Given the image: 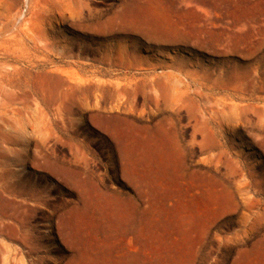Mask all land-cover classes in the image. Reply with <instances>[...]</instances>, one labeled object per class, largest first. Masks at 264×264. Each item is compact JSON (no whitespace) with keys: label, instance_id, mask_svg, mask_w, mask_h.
Listing matches in <instances>:
<instances>
[{"label":"rangeland","instance_id":"rangeland-1","mask_svg":"<svg viewBox=\"0 0 264 264\" xmlns=\"http://www.w3.org/2000/svg\"><path fill=\"white\" fill-rule=\"evenodd\" d=\"M57 1L0 0V244L6 247L0 264H124L120 248L130 256L127 264H264V229L244 220L264 216V0H73L83 6L77 18L62 13ZM127 6L141 13L137 25L147 36L101 33L115 14L125 22ZM31 59L37 70L29 73ZM12 69L25 74L14 78L16 85L8 82ZM177 73L187 82L171 88ZM69 79L72 103L56 102L55 90L66 89ZM144 79L167 85L165 112L133 90ZM85 80L101 81L102 88L85 89L79 85ZM31 88L46 100L4 94ZM118 117L125 133L154 126L171 133L182 152L161 161L165 192L183 194V210L158 206L142 216L146 204L104 133L121 128ZM191 184L202 204H191ZM89 190L120 200L107 212L128 216L131 230L150 221L142 225L149 239L135 243V254L78 219ZM213 192L230 198L216 213L207 205ZM243 195L253 209L240 208ZM182 215L187 228L176 223ZM188 228L199 240L182 234Z\"/></svg>","mask_w":264,"mask_h":264},{"label":"bare ground","instance_id":"bare-ground-1","mask_svg":"<svg viewBox=\"0 0 264 264\" xmlns=\"http://www.w3.org/2000/svg\"><path fill=\"white\" fill-rule=\"evenodd\" d=\"M72 1L73 0H62V1L58 0L57 2H62L61 12L64 13L68 10L69 12H71L70 17H72V18H75V17L77 18V17L82 16L83 15L82 14V12H83L82 7L83 6H80V4L78 2H72ZM184 1L185 2H207V0H184ZM76 4L79 6L78 12H75V9H74V5H76ZM128 8L129 7L127 6V10H128ZM124 9H126V8L124 7ZM133 9L134 8H132V10H128L125 15H122V16H125V19L120 15V17H122L125 22L120 21L118 23L119 18L115 14V16H113L111 19V25H110L111 27L109 29L103 28L100 30V32L103 34H110V33L114 34V33H121V32L127 31V32L136 33V34L141 35V36H144V35L147 36V34H143L144 31L142 30V28H140V26L137 25V24H139L138 21L140 20L141 13H136V11L135 10L133 11ZM83 18H84L85 22L90 21L88 19L89 16H85ZM15 19H17V17ZM15 19H13V20H15ZM20 20H23V18L20 17ZM90 23H92V22H90ZM30 39L33 40L32 37H30ZM168 41L170 43H177L178 42L177 40H174L172 38ZM28 62L31 63L30 66H27L30 69L29 70V73H30V71L35 69L36 66L34 65L35 61H32V59H31V61H28ZM36 70H37V68H36ZM21 75H25V74H23V71L18 72L15 69H12V71L10 72V79L8 80L9 84L10 85H16V81L14 80V78L20 77ZM68 81H69V83L66 86V89H64L62 91H59L58 89L55 90L56 94H55L54 98H55L56 102L61 101L62 103H69V102H70V104L72 103V100L70 98V93H71V91H73L72 84H71V83H73V80L69 79ZM186 82H187V76H185V75L183 76L182 74L177 73V74L170 77V83L169 84H170L171 88L174 86L180 88V87H183L184 83H186ZM79 83H80L79 85L83 86V88H85V89L93 88L95 91H99V89L102 88L101 81H95V83H91V81L85 80V81H79ZM166 88H167V85L164 83L159 84L158 82L152 81V79H149V80L144 79V80H141L139 82H136L133 90L138 91L142 95L144 104H147V102L154 103V105L158 109V111H160V113H162V112H165L166 109H168L164 95H163ZM162 89L164 90V92H162ZM255 92H256L255 85L252 83V81H249L248 82V94L253 95ZM4 94H6L7 97L12 98L13 100H20V99L26 97V95H31V96H36V97L39 96L43 99V101L46 100V97H45L46 93H44V91H42V90L37 91V89L33 90L32 88L30 89L29 92L22 91L19 93V92H14V91H6ZM109 102L111 103V101H109ZM105 103H107V102H105ZM86 105H88V104H86ZM248 110H253L256 112L257 108L248 106ZM262 111L264 112V106L262 107ZM60 113H58V114H60ZM154 117H152V118H154ZM249 117H248V119H249ZM255 120L257 121V119H254L253 121H255ZM151 122H152V120H150V123ZM203 124L205 126V123H203ZM256 125H257V123H256ZM259 125H261V124H259ZM154 127H151L148 130L147 129L139 130L138 134H136V135L122 132L119 127H116L113 130V134L121 141V144L124 146V148L127 150V152L129 151V153H128L129 158H131V157L134 158V161H133L134 164L131 166H128V169H127V175L129 176L128 183L135 189L136 195H137L138 199L141 201V203L146 204L145 208H144L145 211L144 212L141 211V212H143L142 216H145V217H149V215L152 213L153 209L158 207V206L164 207L165 205H168L171 209H178L179 208L181 210H183L186 206L184 204L185 198H184L183 194L176 197V196H174L173 193L165 192V190H166L165 185H167V184L164 182V178H165L164 176L167 174V171L164 169V167H163L164 165H161L162 164L161 161H163L167 158L168 159L171 158L172 155L177 151L176 150L177 142H175V140L171 139V133L169 131L162 130V129L161 130L156 129ZM257 128L259 129L260 127L257 126ZM190 186H191L190 190L192 193L190 195L191 204H193V203H196L197 205L202 204L200 194L198 193V186H196L194 184H191ZM238 187L235 186L233 188L236 189ZM244 188H246V187H244ZM236 190H238V189H236ZM110 193L112 195H114L116 192H114V194H113V192H110ZM97 194L93 195L90 190L87 191L85 194H82L83 210L81 209L82 211L79 214L78 219L80 221H86V222H89L90 224L95 225V228H94L95 236H103V239L107 240V241L117 240V241L126 243L128 246L126 248V250H128V252H130V253L135 254L137 251V250H135V246H137L135 243L142 238H148L149 239L148 235H149L150 230L144 229V227H142V225H149L150 221H147L145 224L141 223L139 228L136 227L137 229L131 230V220L128 216L126 218L122 217V218L117 219L114 215H112V214L110 215L107 212L108 209H114L115 208L114 205H116V204L120 205L121 201L116 200V199L114 200L111 198H103ZM246 196H247V194H246ZM246 196L243 195V197H245V198H243L241 196L242 199L239 201L240 208L242 207L243 209L251 210L254 208L255 202L253 200H251L250 198H246ZM229 201H230V198H228L227 196H222V195L219 196L216 192H213L210 194V198H209L207 205L209 206V208H211L212 213H216L217 210L222 209L223 208L222 206L226 205V203L228 204ZM2 202H3V199L0 197V203H2ZM69 219H70V221H69V223H70L71 218H69ZM193 220L195 221V219H193ZM244 220H245V224L246 225L249 224L252 227V229H254L255 227H257V228L260 227V229H264V216H262V215L261 216L255 215L254 219H251L250 217H248V218H245ZM106 223L113 225V226H117V227L114 229L100 228V226H102L103 224H106ZM176 223H180V224L184 225V228H187V225H189L188 218H186L185 215L184 216L182 215L178 221L176 220ZM146 232H147V234H146ZM35 234L33 236H31V235L30 236H31L32 242L34 243V250H37L40 240L37 237V235H35ZM182 234L184 236H186L187 238H192V240H199V238H200L199 235L192 236L191 228L183 230ZM5 248H4V244H0V261H2V262L4 260L3 258H4V251H5L4 249ZM124 250H125L124 248H120V249H117L116 251L117 252L121 251L123 253V260L127 264L130 256L128 255V253H125ZM262 250L264 251V246H263ZM114 251L115 250L108 251L107 255H109V256L113 255L112 253H114ZM35 263H33V264H35ZM20 264H24V262L21 261Z\"/></svg>","mask_w":264,"mask_h":264},{"label":"crops","instance_id":"crops-1","mask_svg":"<svg viewBox=\"0 0 264 264\" xmlns=\"http://www.w3.org/2000/svg\"><path fill=\"white\" fill-rule=\"evenodd\" d=\"M116 121H117L116 123L120 125V127H121L120 130L122 132H124L126 130L128 131V129H126L123 126V122H122V120H120V117H118L116 119ZM110 123L112 124L115 122H109V121L107 122V124H110ZM104 133L109 139L111 152L117 161V165H119L122 168L133 165L134 164V162H133L134 158L133 157L128 158V156L125 153L124 146L121 144V141L113 134V132L111 130H108L107 132H104ZM181 152H182V150H181V148H179L175 153L177 154V156H180Z\"/></svg>","mask_w":264,"mask_h":264}]
</instances>
